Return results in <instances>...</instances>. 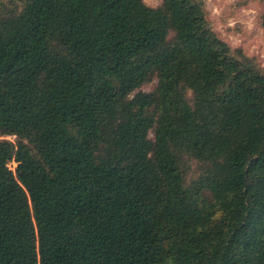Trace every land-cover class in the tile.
<instances>
[{"label":"trees","instance_id":"trees-1","mask_svg":"<svg viewBox=\"0 0 264 264\" xmlns=\"http://www.w3.org/2000/svg\"><path fill=\"white\" fill-rule=\"evenodd\" d=\"M161 1L0 0V264H264V69Z\"/></svg>","mask_w":264,"mask_h":264},{"label":"rangeland","instance_id":"rangeland-1","mask_svg":"<svg viewBox=\"0 0 264 264\" xmlns=\"http://www.w3.org/2000/svg\"><path fill=\"white\" fill-rule=\"evenodd\" d=\"M207 18L218 37L228 43L233 49H242L244 53L254 58L264 69V29L261 17L264 15V0H203ZM145 3L157 8L161 0H145ZM157 81L146 85L145 92H152ZM153 137V134H151ZM7 140L16 142L13 136ZM15 171L16 163H10ZM197 171V166H194Z\"/></svg>","mask_w":264,"mask_h":264}]
</instances>
